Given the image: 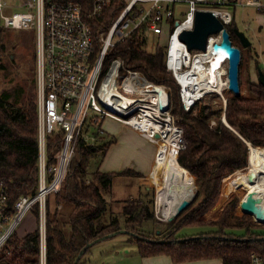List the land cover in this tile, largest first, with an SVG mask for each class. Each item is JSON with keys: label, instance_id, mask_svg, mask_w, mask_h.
Instances as JSON below:
<instances>
[{"label": "trees", "instance_id": "trees-1", "mask_svg": "<svg viewBox=\"0 0 264 264\" xmlns=\"http://www.w3.org/2000/svg\"><path fill=\"white\" fill-rule=\"evenodd\" d=\"M74 1L82 5L84 12L88 11L91 0ZM122 6V0H111L110 7L105 9L102 16L89 18L93 30L108 26ZM228 26L230 36L236 38L233 32L236 28L234 20ZM1 35L2 32L0 39ZM238 44L240 45V42ZM233 45L238 47L234 43ZM147 46L148 36L135 31L113 47L108 57L121 58L125 68L136 70L148 82L167 88L170 112L181 127V136L185 141L184 149L178 153L177 162L195 178L197 186L195 198L183 212L193 202H199L198 207L182 220L168 222L166 229L161 230L152 209L144 203L145 196L149 195L147 188L140 187L136 198L113 199L111 193L116 177L139 175L128 169L119 173L87 170L89 160L97 153L105 154L113 143L101 134V121L85 129L92 131L98 141L96 145L86 143L82 138L76 140L60 190L55 194V204L66 205L67 212L62 213L58 209L51 211L48 201L46 203V264H85L84 256L91 246L113 233L117 234L119 230L133 234L138 253L142 257L166 255L175 263L219 259L223 264H247L253 253L264 257V233L250 232L253 225H240L245 233L235 236L224 233V229L229 227L225 220L226 211L219 222L204 223L198 220L201 214L215 204L221 179L223 178V191L231 183L236 172L247 170L248 143L264 147V87L258 82L249 83L247 96H236L230 92L224 112L225 120L230 126L228 127L221 122V105L218 109H213L212 98L204 100V105L198 113L193 112L197 104L186 111L180 99V87L166 68L167 48L157 46L150 52ZM3 47L0 40V53ZM240 49L242 57V49L246 48ZM1 59L0 56V71L5 69ZM258 69L264 73V67L259 68L257 65V71ZM212 119L216 121L214 126L210 125ZM37 128L35 95L30 92L25 96L16 90L2 91L0 183L6 187L9 206L14 205L19 196L28 194L29 191L31 194L35 193L37 190ZM62 137L63 133L59 128L46 137V170L54 164L52 155L60 147ZM148 201L152 202L151 199ZM233 204L234 202L231 206ZM116 206L118 208L115 209ZM33 209L37 220L38 207ZM117 209L123 215L122 222L117 217ZM146 222L150 224L145 226ZM204 224L218 225L219 229L216 232L190 237L175 236L183 227ZM83 250L84 253L76 262ZM0 259L6 264H39L38 227L21 238L14 233L2 249Z\"/></svg>", "mask_w": 264, "mask_h": 264}, {"label": "built area", "instance_id": "built-area-1", "mask_svg": "<svg viewBox=\"0 0 264 264\" xmlns=\"http://www.w3.org/2000/svg\"><path fill=\"white\" fill-rule=\"evenodd\" d=\"M122 1L120 12L110 24L94 31L88 19L102 16L105 9L110 7L111 0H91L87 12L74 0H22L18 4L0 0V33L9 28L35 29L36 32L39 165L37 190L35 193L19 196L12 206L8 205L5 185L0 183V254L22 219L37 206L39 263L46 264L45 222L48 196L60 190L76 140L82 138L86 143L95 145L92 131H85L87 127L104 119H111L165 145L167 142L163 132L167 126H171L176 129L175 133L180 140L177 155L184 149L181 129L170 112L169 96L167 116L162 121L159 119L157 99L149 94L151 87L163 85L150 83L140 72L125 68L121 58L108 57L113 47L135 31L146 36L161 35L165 28L171 29L173 21H178L179 25L187 22L189 26L186 29H192L194 14L198 9L211 10L226 27L233 20L232 13L225 9L227 6L264 8L260 0H215L214 5L220 8L207 7V0ZM177 4L188 7L181 20L176 19ZM14 8H22L24 11H12ZM179 25L173 24L172 31L168 32L165 63L180 87V99L184 109L188 111L203 94L188 105L175 73L176 68L181 71L186 65L171 62V39ZM198 53L200 51L190 52L191 59ZM56 128L63 133L62 142L52 155L54 164L46 170V137ZM169 134V131L165 133L167 136ZM157 146L155 163L161 152L158 143ZM0 264L6 263L0 259ZM247 264H264V257L253 253Z\"/></svg>", "mask_w": 264, "mask_h": 264}, {"label": "rangeland", "instance_id": "rangeland-1", "mask_svg": "<svg viewBox=\"0 0 264 264\" xmlns=\"http://www.w3.org/2000/svg\"><path fill=\"white\" fill-rule=\"evenodd\" d=\"M13 4H18L22 0H8V2ZM207 7L209 8H220L214 5L215 0H207ZM264 4V0H260ZM186 5H176L175 11L176 19H183L184 13L187 10ZM12 11H24L22 8H14ZM233 14V9H231ZM264 15V14H262ZM234 22L236 28L244 34V36L250 41L251 46L246 49H242V57L239 66V85L241 96H247V87L249 83H257V65L259 68L264 67V18H258L256 16V10L251 7L237 6L234 13ZM229 26H226V28ZM1 35V43L3 44V50H1L0 56L1 61L5 66L4 70L0 71V93L4 90L7 91H20L22 94L27 96L30 92L35 95V102L37 100V87H36V32L35 29L30 30H18V29H3ZM169 29L165 28L163 34L161 35H148V51L152 52L157 46L167 45V35ZM237 38V37H236ZM231 37V40L234 44L241 47L239 39ZM238 40V43H237ZM167 48V47H166ZM227 69V61L223 64ZM225 78V76H224ZM162 88H165L162 86ZM167 91V97L168 90ZM230 96V91L225 90L223 96L219 95L216 92H205L197 102V107L193 109L194 114L198 113L204 105V100L212 98L211 104L213 109H218L221 105L222 114L221 122L224 120V112L226 108L227 98ZM221 103V104H220ZM215 119H212L210 122L211 126L215 125ZM226 122V120H225ZM227 123V122H226ZM112 123L110 120H103L102 128L107 132H111ZM225 124V123H224ZM117 127V124H115ZM113 125V126H115ZM226 125V124H225ZM228 125V124H227ZM228 127H230L228 125ZM181 129V127H180ZM176 131V129H175ZM182 133V129H181ZM114 136L117 138L118 133L113 132ZM103 135V134H102ZM109 139V138H108ZM183 139V138H182ZM110 140V139H109ZM121 140V139H120ZM184 141V140H183ZM94 144L96 145L98 141L95 139ZM121 142V141H120ZM160 146V142H158ZM185 144V141H184ZM250 144V143H249ZM121 158H125L130 162L135 161V155H133V149H147V144L143 143L141 140L133 137H124V144L120 145ZM133 148L131 149V147ZM160 148V147H159ZM144 151V150H142ZM152 150L149 151V153ZM153 153V152H152ZM145 154V153H144ZM112 155H108L104 158L103 152L97 153L90 160L87 167V170L92 172L96 170H108L112 161ZM177 150H176V159H177ZM106 159V161H104ZM153 165V177H148L147 181L149 182L146 185L148 188V196H145L144 203L149 205L150 209L155 216V218L160 223V229L165 230L168 220H164L160 213L159 207L161 204L162 197V178L161 175L158 176V173L155 172L156 163ZM248 165V161H247ZM102 166V167H101ZM102 169V170H103ZM248 169V168H247ZM242 170V169H241ZM247 171V170H246ZM236 172L233 176L231 183L222 191V180L220 181L218 189V198L215 201V204L208 208L203 214L198 217V220L206 222H219L224 217L225 211L227 212L225 216L226 223L229 224V227L224 229V233L233 234L235 236L243 235L245 233L244 229H241L240 225L251 224L253 227L250 228V232L255 234L264 233V222L255 220L252 216L244 214L239 208L240 199L246 194L247 187L242 180L243 174L246 172ZM193 178V177H192ZM225 178V177H224ZM194 179L195 187L196 180ZM125 183L118 181L114 184L112 188L113 199L126 200L128 198H136L138 196V190L133 185V182L124 181ZM31 193V191H29ZM161 196V197H160ZM152 200V202L148 200ZM48 207L51 211L58 209L60 212H67L66 205H55V194L48 196ZM234 202L233 206L231 203ZM199 202H193L192 205L183 212L180 216L173 219V221L182 220L185 216L192 213V211L198 207ZM55 205V208H53ZM57 206V207H56ZM52 208V209H51ZM118 206L115 207V209ZM117 217L122 222L123 215L120 213V210L117 209ZM196 215V213H194ZM34 209H32L20 222L18 227L15 230L17 237L21 238L27 233L33 231L36 227L39 226V218H35ZM149 222L145 223L149 225ZM219 229L218 225H195L187 226L180 229L175 236L179 238L196 236L208 232H216ZM157 233V231H156ZM137 254V242L133 240V236L128 233H117L112 237L106 238L95 243L89 251L85 254L84 258L87 259L86 264H124L128 259L130 260ZM127 259V260H126ZM206 264H223L220 260H208L203 262ZM40 264V263H39Z\"/></svg>", "mask_w": 264, "mask_h": 264}, {"label": "bare ground", "instance_id": "bare-ground-1", "mask_svg": "<svg viewBox=\"0 0 264 264\" xmlns=\"http://www.w3.org/2000/svg\"><path fill=\"white\" fill-rule=\"evenodd\" d=\"M188 26L189 23L187 22L180 24L172 37L170 57L171 62L177 61L186 65V68L181 71L176 68L175 73L183 88L186 103L189 105L192 100H197L205 92H216L223 96V92L229 88L227 69L223 66L227 60L221 53L213 51V45L220 42V36H213L208 50L198 53L194 59H191L190 52L179 41L177 36L178 31ZM149 94L156 97L159 107V119L165 121L168 103L166 89L162 88V86L151 87ZM147 114L150 115V112ZM167 131L170 132L169 136L165 135ZM175 132V129L171 126H167L166 130H164L163 133L167 143L165 145L160 144L159 151L161 152L155 167V172L158 173V176L161 175L160 178H162L163 191L162 197L160 196L159 213L164 220H167L175 213L181 201L192 199L196 191L194 179L177 162L176 150L180 145V140ZM242 180L247 187V192L240 199V210L243 212L241 202L248 194H253L257 200L259 215L251 216L255 220L264 222V147L250 145L248 169L243 174Z\"/></svg>", "mask_w": 264, "mask_h": 264}, {"label": "water", "instance_id": "water-1", "mask_svg": "<svg viewBox=\"0 0 264 264\" xmlns=\"http://www.w3.org/2000/svg\"><path fill=\"white\" fill-rule=\"evenodd\" d=\"M174 25L178 26L179 22L176 21ZM233 32L239 39L240 44L243 48H247L251 45L250 41L237 28H234ZM216 35L220 36V42L213 45V51L215 53H221L227 60V78L229 91L234 93L236 96H240L241 93L239 85V65L241 62V49L233 45L230 33L220 21V19L211 10L198 9L194 14L193 28H183L177 33L179 41L185 45L188 52L207 51L209 48V38ZM257 80L258 83L264 87V73L260 69H258L257 71ZM223 122L225 123V118ZM248 147L250 149L249 143ZM250 180L252 181L251 177ZM195 190L196 195L197 189ZM195 195L190 200L181 201L175 213L167 220L172 221L174 218L180 215L191 204V202L195 198ZM241 208L243 210V213L246 215H259L257 200L253 194H248L246 196V198L241 202ZM118 233L127 232L125 230H119ZM115 234L116 233L109 235L108 238L114 236ZM130 235L133 236L132 233H130ZM84 250L80 252L79 256L76 259V262L84 253Z\"/></svg>", "mask_w": 264, "mask_h": 264}, {"label": "crops", "instance_id": "crops-1", "mask_svg": "<svg viewBox=\"0 0 264 264\" xmlns=\"http://www.w3.org/2000/svg\"><path fill=\"white\" fill-rule=\"evenodd\" d=\"M244 7H250V6H244ZM236 8H237V6H227L225 8V9L229 10L230 12H231V9H233V14H232L233 20H235L234 13H235ZM251 8H254V10H256V16L258 18H262L261 21H263L264 15H262V14H264V10H259V9H256L255 7H251ZM259 11H262V12H259ZM105 120H110V123H112L113 125L117 124V127H116V125L113 126L111 124L112 130H111V132H107L104 128H102L103 121L101 123L102 134L113 141V143L110 144L107 151L105 152L104 158H106L108 155L110 156L112 154H113V156H112L110 168H108V170H104L102 168L103 170L101 169V170H99V172H103V173H115L116 172V173H119L121 171L128 169L130 171H133L134 173H136L139 176H137V177H134L133 175L119 176V177L115 178L114 184H116L118 181L120 182V180L123 183H125L124 181L128 180L130 182V184L133 182V185L135 186V188L137 190H139L140 187L148 188L146 186L149 184L147 179H148V177H151V175H152L153 165H154V162L156 160V153H157V147H158L156 141H153V140L146 138L144 135H142L141 133L132 129L129 126L123 125V124L116 122V121H113L111 119H105ZM113 132H117L119 136H117V138H116L114 136ZM124 137H133V138L141 140L143 143L147 144V149L149 151L152 150L153 153L152 152L149 153V151L147 152V150H145L144 148H142V149H136L135 148V149L131 150L134 153L133 155H135V161L130 162L129 160H127L125 158H121V155H120L121 146L120 145L124 144ZM132 148H133V146L131 147V149ZM142 150H144V151H142ZM104 161H106V159H104ZM55 205L53 208H55ZM84 260H85V264H86L87 259L84 258ZM208 260H219V259H207V260H199V261H192V262L175 263L172 261V259L169 256H166V255L142 257L139 255L138 249H137V254H135L133 257H131L130 260L128 259L124 264H206L203 262H207Z\"/></svg>", "mask_w": 264, "mask_h": 264}]
</instances>
